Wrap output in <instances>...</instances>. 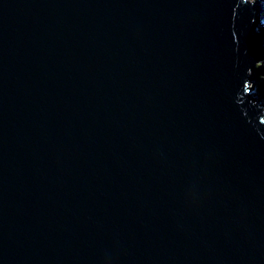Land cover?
I'll return each mask as SVG.
<instances>
[{
	"label": "water",
	"instance_id": "obj_1",
	"mask_svg": "<svg viewBox=\"0 0 264 264\" xmlns=\"http://www.w3.org/2000/svg\"><path fill=\"white\" fill-rule=\"evenodd\" d=\"M259 2L0 0V264H264Z\"/></svg>",
	"mask_w": 264,
	"mask_h": 264
},
{
	"label": "rangeland",
	"instance_id": "obj_2",
	"mask_svg": "<svg viewBox=\"0 0 264 264\" xmlns=\"http://www.w3.org/2000/svg\"><path fill=\"white\" fill-rule=\"evenodd\" d=\"M264 1V0H262ZM261 2V0H260ZM262 6V5H261ZM264 8V4L262 9ZM261 17H262V21H264V11L262 10L261 12ZM254 73L256 74L255 77H257V85L258 86V93L257 96H259L262 100H264L263 96V91H264V59L263 61L257 66V68L254 70ZM262 73V74H261ZM254 84L253 82H251V87L253 88ZM262 92V93H261Z\"/></svg>",
	"mask_w": 264,
	"mask_h": 264
},
{
	"label": "bare ground",
	"instance_id": "obj_3",
	"mask_svg": "<svg viewBox=\"0 0 264 264\" xmlns=\"http://www.w3.org/2000/svg\"><path fill=\"white\" fill-rule=\"evenodd\" d=\"M261 12H262V10L264 11V8L262 9V7H263V4H264V1H262L261 0ZM263 25H264V21H263ZM262 74V73H261ZM255 73H254V71L251 73V75L249 76V79H250V84H251V82H253V84H254V86H253V88H252V90H253V92H254V95H255V98H256V100L259 102V103H261V105L263 106V102H264V100H262L259 96H257V93H258V86H256L257 85V83H258V81H257V77H255ZM262 93V92H261ZM263 93H264V91H263ZM263 98H264V94H263V96H262ZM263 101V102H262ZM262 108H264V107H262Z\"/></svg>",
	"mask_w": 264,
	"mask_h": 264
}]
</instances>
